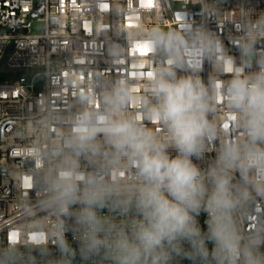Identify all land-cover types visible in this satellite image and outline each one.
<instances>
[{"label":"clouds","instance_id":"1","mask_svg":"<svg viewBox=\"0 0 264 264\" xmlns=\"http://www.w3.org/2000/svg\"><path fill=\"white\" fill-rule=\"evenodd\" d=\"M145 39L166 63L142 98L115 81L99 108L82 98L57 143L26 150L36 174L23 230L49 239L0 243V264H264V13L242 16L237 55L210 30ZM221 97L234 131L216 118Z\"/></svg>","mask_w":264,"mask_h":264},{"label":"built area","instance_id":"2","mask_svg":"<svg viewBox=\"0 0 264 264\" xmlns=\"http://www.w3.org/2000/svg\"><path fill=\"white\" fill-rule=\"evenodd\" d=\"M249 13H264V0H0V243L13 233L16 242L48 241L44 232L23 230L31 224L22 209L35 200L36 174L26 150L57 143L82 98L95 96L99 108L115 81H131L142 98L145 82L166 63L145 39L150 30H210L237 55L232 45ZM34 22L43 30L32 31ZM213 71L205 61V82ZM215 115L225 132L234 131L222 97ZM212 156L195 162L206 167ZM254 226L252 217L242 224ZM67 239L77 247L71 234Z\"/></svg>","mask_w":264,"mask_h":264},{"label":"rangeland","instance_id":"3","mask_svg":"<svg viewBox=\"0 0 264 264\" xmlns=\"http://www.w3.org/2000/svg\"><path fill=\"white\" fill-rule=\"evenodd\" d=\"M32 28V31L34 32H40L43 30V25L41 23H38V22H34L31 26ZM41 83H42V79H40Z\"/></svg>","mask_w":264,"mask_h":264},{"label":"snow or ice","instance_id":"4","mask_svg":"<svg viewBox=\"0 0 264 264\" xmlns=\"http://www.w3.org/2000/svg\"><path fill=\"white\" fill-rule=\"evenodd\" d=\"M150 75V74H149ZM12 239L14 240L15 239V233H13V235H12Z\"/></svg>","mask_w":264,"mask_h":264}]
</instances>
